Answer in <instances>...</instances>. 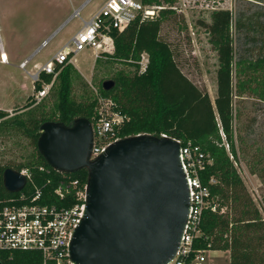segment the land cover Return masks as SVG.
Returning a JSON list of instances; mask_svg holds the SVG:
<instances>
[{
  "label": "trees",
  "instance_id": "trees-1",
  "mask_svg": "<svg viewBox=\"0 0 264 264\" xmlns=\"http://www.w3.org/2000/svg\"><path fill=\"white\" fill-rule=\"evenodd\" d=\"M161 1L143 0L151 5H161ZM173 14L175 10L169 4L151 19L137 17L122 31H111L113 50L103 52V55L109 62L125 68L112 74L115 84L111 89L104 90L100 83L98 92L112 99L114 109L127 117L119 129L122 138L164 133L182 141L190 140L211 157L212 162L200 173V178L209 187L216 209L203 210L194 248L228 251L229 264H264V219L234 165L236 147L232 128L234 96L253 92L264 100V53L256 58L239 56L236 59L232 13L228 9L212 10L210 22H200L217 56L216 93L211 100L206 88L199 87L183 73L171 45L161 37L163 22ZM143 54L147 61L141 69ZM98 60L99 57L95 63ZM58 68L56 65L55 70ZM73 73L79 74L73 64L61 66L49 90L56 93V100L47 116H33L28 108L31 104L26 103L23 109H27V117L21 118L17 114L10 120L8 111L0 108V124L16 126L35 149L25 164L14 166L15 170L26 169L30 174L21 193L31 196L38 188L42 194L39 202L43 204L71 205L75 201L72 194L67 195L65 202H59L55 196L59 182L78 180L80 189L87 182L85 169L67 174L58 172L46 163L36 147L39 126L44 121L68 125L82 116L93 122L96 98L83 95L79 101L73 99ZM51 79V74L40 72L34 89H40ZM6 167L9 165H0V200L20 194L5 190L2 172ZM223 206H227V211L220 212ZM0 254L1 264L39 263L36 252L14 251L13 258L9 257L8 251Z\"/></svg>",
  "mask_w": 264,
  "mask_h": 264
},
{
  "label": "rangeland",
  "instance_id": "rangeland-1",
  "mask_svg": "<svg viewBox=\"0 0 264 264\" xmlns=\"http://www.w3.org/2000/svg\"><path fill=\"white\" fill-rule=\"evenodd\" d=\"M104 1L93 0L81 11V17H86L94 3ZM80 4V0H0V108L8 111L10 120L17 114L21 118L27 117L28 111L23 109L26 103L31 104L28 108L36 117L47 116L53 108L55 92L49 91L40 102H35L32 74L82 26V18L75 15ZM169 4L175 14L163 22L161 37L171 45L183 73L199 87L206 88L211 100L216 93L217 56L200 22L209 23L212 10L228 9L232 13L236 59L239 56L256 58L264 53V0L161 1L163 8ZM73 12L74 17L66 26L49 39L52 31ZM51 26L54 28L45 34V29ZM42 40H46V44L30 56ZM2 51H5L6 61H3ZM100 52L97 63L91 48H85L75 56L74 64L80 73L71 76L72 96L76 101L83 95L96 98L99 84L111 78L116 70L125 68L109 62ZM146 58L143 54L141 66ZM23 61L26 63L21 66ZM36 63L41 65L36 66ZM233 113L234 165L264 219V100L253 92L234 96ZM34 152L30 139L16 126L0 124V165L15 169L16 164H25ZM224 211L227 206L220 210ZM228 254L221 250H206L203 264H228Z\"/></svg>",
  "mask_w": 264,
  "mask_h": 264
},
{
  "label": "water",
  "instance_id": "water-1",
  "mask_svg": "<svg viewBox=\"0 0 264 264\" xmlns=\"http://www.w3.org/2000/svg\"><path fill=\"white\" fill-rule=\"evenodd\" d=\"M114 80L102 81L104 90ZM91 122L44 121L38 152L54 170L87 171L84 215L69 255L75 264H167L176 254L189 210V191L179 144L170 137L138 134L110 144L94 159ZM21 172L6 167L5 190L26 185Z\"/></svg>",
  "mask_w": 264,
  "mask_h": 264
},
{
  "label": "built area",
  "instance_id": "built-area-1",
  "mask_svg": "<svg viewBox=\"0 0 264 264\" xmlns=\"http://www.w3.org/2000/svg\"><path fill=\"white\" fill-rule=\"evenodd\" d=\"M161 8V5L145 4L143 0H106L88 20L83 21L82 26L71 38L32 74L34 83L39 79L40 72L52 75L50 82L43 83L42 87L36 90L35 102L38 103L45 97L61 66L70 63L78 52L91 48L96 57L101 54L99 50L111 52L113 29L122 31L137 17L142 20L151 19ZM75 15L78 16V13ZM45 44L46 40L42 42V46ZM145 64L146 62L141 69H144ZM56 65H59L58 70H55ZM96 101V114L91 122V160L122 138L119 129L127 119L114 109L112 99L98 93ZM159 136L170 137L179 144L181 167L189 191V210L180 245L175 256L167 264H203L206 249L194 248V240L199 235L203 210L216 209L209 187L204 185L200 178V173L212 159L190 140L182 141L164 133ZM225 145L227 147V144ZM19 172L25 175L26 180L30 178L26 169ZM22 190L16 197L0 200V253L8 251L9 257L13 258L14 251L36 252L39 256L38 264H75L69 255V245L74 230L84 215L86 185L80 189L78 180L59 182L54 190L59 202H65L69 194L75 199L73 204L67 206L40 203L42 194L38 188L31 196L21 193Z\"/></svg>",
  "mask_w": 264,
  "mask_h": 264
},
{
  "label": "crops",
  "instance_id": "crops-1",
  "mask_svg": "<svg viewBox=\"0 0 264 264\" xmlns=\"http://www.w3.org/2000/svg\"><path fill=\"white\" fill-rule=\"evenodd\" d=\"M81 1V4H80V7L77 9L78 10V16H79V18L81 17V11L83 10V9H85L87 6H89V5H91L92 4V2H93V0H84L83 2H82V0H80ZM104 2H106V0L104 1ZM104 2H102L101 4H93L92 5V7H91V9H90V11H88V13L86 14V17H81L82 19V23H83V21H85V20H88L103 4H104ZM75 12V11H74ZM74 12L71 14V15H69L62 23H60V25H59V27H57L56 29H54V31H52V33L49 35V39H51L55 34H57L59 31H61L65 26H66V24L71 20V18L72 17H74ZM54 26V25H53ZM53 26H51V27H47L46 29H45V34H47L49 31H51L52 30V28H54ZM47 39V38H46ZM44 40V39H43ZM42 40V41H43ZM42 47V43L39 45V47L30 55V56H32L34 53H36L40 48ZM2 53V56H3V61H6V55H5V51H2L1 52ZM79 53V52H78ZM76 56V55H75ZM75 56H73V58H72V60H71V64H73V66L76 68V70H77V72L79 73V70H78V68L75 66ZM95 58H97L96 56H95ZM23 62H25V61H23ZM37 65L36 66H39V65H41V64H39V63H36ZM80 74V73H79ZM222 251V250H221ZM224 253H229L228 251H224ZM229 255V254H228ZM229 264V263H228Z\"/></svg>",
  "mask_w": 264,
  "mask_h": 264
},
{
  "label": "bare ground",
  "instance_id": "bare-ground-1",
  "mask_svg": "<svg viewBox=\"0 0 264 264\" xmlns=\"http://www.w3.org/2000/svg\"><path fill=\"white\" fill-rule=\"evenodd\" d=\"M25 63H26V61H25V62H23V63L21 64V66H24V65H25Z\"/></svg>",
  "mask_w": 264,
  "mask_h": 264
}]
</instances>
